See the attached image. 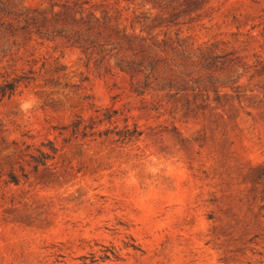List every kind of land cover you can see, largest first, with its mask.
<instances>
[{
  "label": "rangeland",
  "instance_id": "374dc122",
  "mask_svg": "<svg viewBox=\"0 0 264 264\" xmlns=\"http://www.w3.org/2000/svg\"><path fill=\"white\" fill-rule=\"evenodd\" d=\"M2 82L0 264H264V0H0Z\"/></svg>",
  "mask_w": 264,
  "mask_h": 264
},
{
  "label": "trees",
  "instance_id": "16d2710c",
  "mask_svg": "<svg viewBox=\"0 0 264 264\" xmlns=\"http://www.w3.org/2000/svg\"><path fill=\"white\" fill-rule=\"evenodd\" d=\"M14 89V84L12 82H2L0 83V100L7 94H10ZM116 113L114 109L105 108L102 113L96 114L95 118L98 123H111L113 120V116ZM94 128V121H90V123H83L82 120H75L70 125V134L71 135H81L85 136L87 133V130H91ZM105 133H113L114 136H116V139L118 141L124 142V141H130L133 138L138 137L140 132L136 129V127L130 128L127 124L123 126L121 129H115V130H105ZM103 132V133H104ZM45 146H49L47 148H50L51 152H45L40 149L38 154H32L30 155V162L32 163V168L36 170L39 165H42L45 163V161L52 157L53 154L56 152V148L53 145H50V141H47V143H43ZM9 178L11 181L16 182L17 179L13 173L9 174Z\"/></svg>",
  "mask_w": 264,
  "mask_h": 264
}]
</instances>
